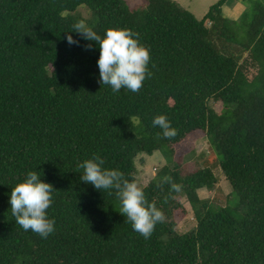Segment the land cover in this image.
Returning a JSON list of instances; mask_svg holds the SVG:
<instances>
[{"label":"trees","instance_id":"trees-1","mask_svg":"<svg viewBox=\"0 0 264 264\" xmlns=\"http://www.w3.org/2000/svg\"><path fill=\"white\" fill-rule=\"evenodd\" d=\"M228 1L199 20L174 0L135 8L126 0H0V264H264V3L246 0L231 20ZM81 6L102 37L130 29L150 50L151 76L137 93L98 82V45L72 32ZM158 115L174 138L152 126ZM200 133L211 154L191 170L176 161L177 147ZM157 152L171 163L143 189L165 220L145 239L119 213L115 191L82 182L78 164L99 155L137 182V161ZM210 166L221 168L241 218L201 197L219 185ZM29 171L54 189L47 212L56 230L46 239L11 213L12 188ZM162 176L181 191L160 185ZM183 199L197 221L185 234Z\"/></svg>","mask_w":264,"mask_h":264},{"label":"clouds","instance_id":"clouds-1","mask_svg":"<svg viewBox=\"0 0 264 264\" xmlns=\"http://www.w3.org/2000/svg\"><path fill=\"white\" fill-rule=\"evenodd\" d=\"M72 32L98 45V82L102 87L108 85L113 92L124 88L137 93L145 79L151 76L148 70L150 50L140 43L138 33L130 29H108L102 37L83 20L75 23ZM67 42L79 46V41L72 35L67 36ZM85 47L91 50L92 44ZM152 126L159 127L165 139L174 138L177 134L165 115L154 117ZM104 164L105 161L99 155L79 163L78 167L83 169L82 182L94 186L96 190L108 191L109 194L114 190L121 203L119 213L130 222L134 232L149 239L156 225L164 222V213L155 202L148 201L144 189L135 180L126 179L120 170L105 168ZM159 183L170 185L175 192L182 189V185L173 182L170 176H162ZM53 191V186L44 182L38 171H29L23 182L12 188L9 199L11 213L16 224L25 232L32 231L44 239L55 232L56 221L50 219L47 212L53 203Z\"/></svg>","mask_w":264,"mask_h":264},{"label":"rangeland","instance_id":"rangeland-1","mask_svg":"<svg viewBox=\"0 0 264 264\" xmlns=\"http://www.w3.org/2000/svg\"><path fill=\"white\" fill-rule=\"evenodd\" d=\"M178 2L183 8L190 11L196 16L199 20H203L209 12L211 4H215V1L209 0H174ZM240 5L245 7L244 13L248 9V4L246 0H236ZM256 1V0H255ZM264 3V0H259ZM128 5L132 8L142 6L147 4V0H126ZM243 13V14H244ZM66 15V14H65ZM92 11L86 7L81 6L76 12L75 16L83 20L86 24H90L93 20ZM239 20V19H238ZM256 74L255 70H250V77L252 78ZM216 110L220 109L219 105L212 104ZM136 124H139V121L135 120ZM210 145L205 134L200 133L188 139L185 143L177 147V156L176 161L179 158H182L186 163L189 169L195 170L199 167L205 168L203 164V157H209ZM145 161V165H141V160ZM170 161L160 152L155 153L153 156H141L137 161L139 168V174L137 178V183L143 188L150 184L151 181L156 179L157 174L166 166L170 165ZM214 174L219 180V185L216 190H202L200 195L203 199L210 201L214 206H217V209L220 208H229L230 210L236 211L237 218H241L243 212L238 210L239 199L236 195H232L233 190L230 184L226 181L221 168L210 166ZM186 207L189 211L187 216L178 217V232L181 234L188 233L195 229L197 221L194 217L190 204L183 199Z\"/></svg>","mask_w":264,"mask_h":264},{"label":"crops","instance_id":"crops-1","mask_svg":"<svg viewBox=\"0 0 264 264\" xmlns=\"http://www.w3.org/2000/svg\"><path fill=\"white\" fill-rule=\"evenodd\" d=\"M209 1L211 2L212 0ZM213 1H215L216 4L219 0H213ZM211 5L213 6L214 3ZM244 11H245V7L240 5V3L236 0H229L223 7L224 14L231 20H238L243 15Z\"/></svg>","mask_w":264,"mask_h":264}]
</instances>
